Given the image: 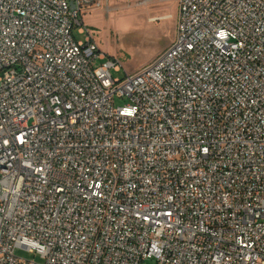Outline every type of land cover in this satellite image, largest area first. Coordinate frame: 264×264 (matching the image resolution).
I'll use <instances>...</instances> for the list:
<instances>
[{"label": "built area", "instance_id": "2783aa9c", "mask_svg": "<svg viewBox=\"0 0 264 264\" xmlns=\"http://www.w3.org/2000/svg\"><path fill=\"white\" fill-rule=\"evenodd\" d=\"M106 1L0 0V264H264V0H176L123 80Z\"/></svg>", "mask_w": 264, "mask_h": 264}, {"label": "rangeland", "instance_id": "374dc122", "mask_svg": "<svg viewBox=\"0 0 264 264\" xmlns=\"http://www.w3.org/2000/svg\"><path fill=\"white\" fill-rule=\"evenodd\" d=\"M177 12L176 0H107L84 18L88 33L79 34L80 26H75L73 36L76 41L90 36L100 52L120 61L122 68L119 72L111 70V75L123 80L151 65L174 42ZM165 15L169 16L150 20ZM15 255L24 261L42 263L38 255L23 250H16Z\"/></svg>", "mask_w": 264, "mask_h": 264}, {"label": "crops", "instance_id": "0c3cea01", "mask_svg": "<svg viewBox=\"0 0 264 264\" xmlns=\"http://www.w3.org/2000/svg\"><path fill=\"white\" fill-rule=\"evenodd\" d=\"M167 16H169V15H165V16H155V17H152L150 20L163 19V18H166Z\"/></svg>", "mask_w": 264, "mask_h": 264}]
</instances>
